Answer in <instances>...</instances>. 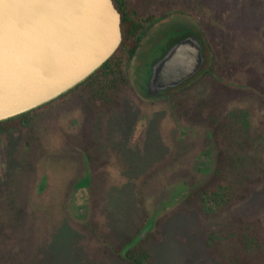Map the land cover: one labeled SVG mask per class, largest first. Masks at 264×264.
I'll return each instance as SVG.
<instances>
[{
	"label": "rangeland",
	"instance_id": "1",
	"mask_svg": "<svg viewBox=\"0 0 264 264\" xmlns=\"http://www.w3.org/2000/svg\"><path fill=\"white\" fill-rule=\"evenodd\" d=\"M128 2L153 22L118 100H65L0 136V264H128L150 222L149 264H264V0ZM186 31L211 74L149 99L153 61ZM219 165L243 200L203 203Z\"/></svg>",
	"mask_w": 264,
	"mask_h": 264
},
{
	"label": "water",
	"instance_id": "2",
	"mask_svg": "<svg viewBox=\"0 0 264 264\" xmlns=\"http://www.w3.org/2000/svg\"><path fill=\"white\" fill-rule=\"evenodd\" d=\"M121 23L112 0H0V123L90 78L121 46ZM206 62L197 35L179 40L152 64L148 96L179 88Z\"/></svg>",
	"mask_w": 264,
	"mask_h": 264
},
{
	"label": "trees",
	"instance_id": "3",
	"mask_svg": "<svg viewBox=\"0 0 264 264\" xmlns=\"http://www.w3.org/2000/svg\"><path fill=\"white\" fill-rule=\"evenodd\" d=\"M112 1L115 8L121 14L122 19V44L116 51V53L90 78H88L85 82L78 85L67 94L60 96L58 99L44 106H41L40 108L20 115L17 118L1 122L0 136L19 129H29L40 111L53 107L65 100L89 96L92 100L103 105H110L118 100V95L122 87L129 84L126 72L127 65L139 54L143 36L147 31L149 23L150 25L152 24L153 19L150 17L145 22L140 21L138 19L137 12L130 8L128 0ZM191 35H197L201 45H206L203 39V32H182L180 36L169 40L165 50L158 58L153 61V63L159 60L170 46L174 45L179 40ZM204 52L205 53L203 54H205L207 62L202 68L201 72L195 78L189 80V82H186L184 85L175 90L161 93L160 96L156 98L164 97L167 99H172L174 98V96H176L177 93L185 90L184 88L201 74L209 75L210 70L208 69V65L211 58L209 53H207L205 49ZM148 98L150 99L153 97L148 96ZM225 175L226 174L224 172L223 165H219L214 170V178L216 181L212 184L210 183L203 186L202 189L198 191L202 197L203 203L214 204L218 206L229 205L230 203L243 200V198L246 197L248 193V187L244 185L241 186L236 183L226 182L224 178ZM133 240L134 239L129 240L122 248H120V257L128 264H149L150 254L145 249L143 245L144 242L138 243L136 246L129 249L124 254V250L129 246V244H131Z\"/></svg>",
	"mask_w": 264,
	"mask_h": 264
},
{
	"label": "flooded vegetation",
	"instance_id": "4",
	"mask_svg": "<svg viewBox=\"0 0 264 264\" xmlns=\"http://www.w3.org/2000/svg\"><path fill=\"white\" fill-rule=\"evenodd\" d=\"M166 47H167V46H166ZM202 47H203V53H205V52H204V49H205V51H206L207 53H210L209 48H208L207 45L202 44ZM164 50H165V49H164ZM164 50H163V51H164ZM163 51H162V52H163ZM203 55L205 56V54H203ZM205 57H206V56H205Z\"/></svg>",
	"mask_w": 264,
	"mask_h": 264
}]
</instances>
